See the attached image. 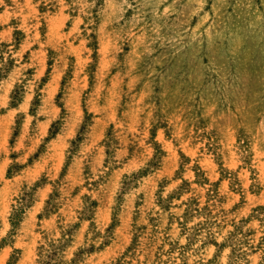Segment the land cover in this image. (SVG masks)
<instances>
[{
  "label": "rangeland",
  "instance_id": "374dc122",
  "mask_svg": "<svg viewBox=\"0 0 264 264\" xmlns=\"http://www.w3.org/2000/svg\"><path fill=\"white\" fill-rule=\"evenodd\" d=\"M262 206L264 0H0V264H261Z\"/></svg>",
  "mask_w": 264,
  "mask_h": 264
},
{
  "label": "trees",
  "instance_id": "16d2710c",
  "mask_svg": "<svg viewBox=\"0 0 264 264\" xmlns=\"http://www.w3.org/2000/svg\"><path fill=\"white\" fill-rule=\"evenodd\" d=\"M197 211V209H192V208H190V210H189V212H188V215H190L191 213H195ZM256 213L258 214V218H259V221H260V225H261V227L260 228H262V230H263V234H264V206H262V207H259V209H257L256 210ZM234 229H233V231H231L230 232V234H229V238H228V242L227 243H231L232 245H229V246H227V244L225 243H223V244H218L216 241H215V243H216V245H218V246H220V247H230V248H232L231 249V251H232V255L230 256V264H232V262L234 261V260H236L237 261V257H239V255L240 254H242L241 256L242 257H244L246 254L245 253H242V252H240L241 251V249H236L237 248V245L239 246V245H243L244 243L242 242V239H238V237H242L241 235H242V232H241V229L239 228V225H237V224H235L234 225V227H233ZM187 231H189L190 229H189V227H186L185 228ZM199 232L201 231V229L200 230H198ZM210 232H209V236L210 237H212L213 236V233L211 232V230H209ZM237 242V243H234V242ZM261 243L259 244V248L262 246V244H263V242H264V236L262 237V239H261ZM250 250H252V251H255L257 248L256 247H254L253 245H250ZM263 251H264V249H263ZM263 254H264V252H263ZM232 261V262H231ZM261 264H264V255H263V258H262V261H261Z\"/></svg>",
  "mask_w": 264,
  "mask_h": 264
}]
</instances>
